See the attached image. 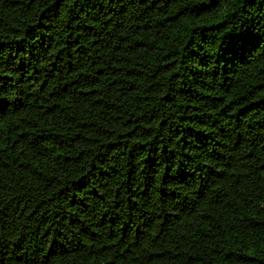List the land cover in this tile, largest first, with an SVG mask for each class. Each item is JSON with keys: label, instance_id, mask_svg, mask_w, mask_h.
I'll list each match as a JSON object with an SVG mask.
<instances>
[{"label": "trees", "instance_id": "trees-1", "mask_svg": "<svg viewBox=\"0 0 264 264\" xmlns=\"http://www.w3.org/2000/svg\"><path fill=\"white\" fill-rule=\"evenodd\" d=\"M0 264H264V0H0Z\"/></svg>", "mask_w": 264, "mask_h": 264}]
</instances>
